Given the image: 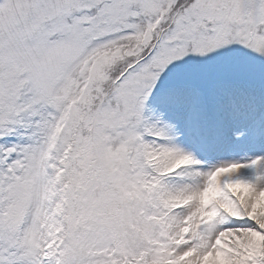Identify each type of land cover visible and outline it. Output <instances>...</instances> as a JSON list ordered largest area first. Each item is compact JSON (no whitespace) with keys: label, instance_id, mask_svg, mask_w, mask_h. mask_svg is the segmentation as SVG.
<instances>
[{"label":"snow or ice","instance_id":"1","mask_svg":"<svg viewBox=\"0 0 264 264\" xmlns=\"http://www.w3.org/2000/svg\"><path fill=\"white\" fill-rule=\"evenodd\" d=\"M0 264H264V0H0Z\"/></svg>","mask_w":264,"mask_h":264}]
</instances>
